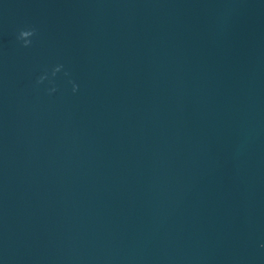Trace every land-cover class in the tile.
<instances>
[{
  "label": "water",
  "instance_id": "water-1",
  "mask_svg": "<svg viewBox=\"0 0 264 264\" xmlns=\"http://www.w3.org/2000/svg\"><path fill=\"white\" fill-rule=\"evenodd\" d=\"M0 264H264V0H0Z\"/></svg>",
  "mask_w": 264,
  "mask_h": 264
},
{
  "label": "clouds",
  "instance_id": "clouds-1",
  "mask_svg": "<svg viewBox=\"0 0 264 264\" xmlns=\"http://www.w3.org/2000/svg\"><path fill=\"white\" fill-rule=\"evenodd\" d=\"M22 35H28V36H29V35H31V33H30V32H22V33H21V36H22Z\"/></svg>",
  "mask_w": 264,
  "mask_h": 264
}]
</instances>
